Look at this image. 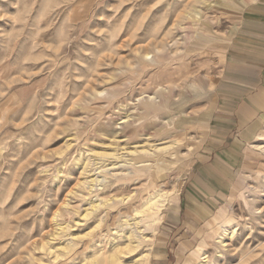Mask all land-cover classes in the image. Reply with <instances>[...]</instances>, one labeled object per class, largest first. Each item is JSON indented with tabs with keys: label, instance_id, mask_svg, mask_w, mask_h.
Here are the masks:
<instances>
[{
	"label": "rangeland",
	"instance_id": "rangeland-1",
	"mask_svg": "<svg viewBox=\"0 0 264 264\" xmlns=\"http://www.w3.org/2000/svg\"><path fill=\"white\" fill-rule=\"evenodd\" d=\"M93 262L264 264V0H0V264Z\"/></svg>",
	"mask_w": 264,
	"mask_h": 264
},
{
	"label": "bare ground",
	"instance_id": "bare-ground-1",
	"mask_svg": "<svg viewBox=\"0 0 264 264\" xmlns=\"http://www.w3.org/2000/svg\"><path fill=\"white\" fill-rule=\"evenodd\" d=\"M179 138H181V137H179ZM179 138H177L176 137V141H175V143L178 141V139ZM180 140V139H179ZM160 198H161V195L159 194V195H155V196H153V197H151V198H149L148 200H147V204L148 205H146V206H149V208H150V206L151 205H153L152 206V208L155 206V207H158V204H157V202H159L160 201ZM161 202V201H160ZM162 203V202H161ZM163 204V203H162ZM98 208V207H97ZM138 212L140 213V212H142V211H140V210H138ZM231 222H232V219L229 217L228 219H226V221H225V224H231ZM223 224H221V225H219V229H222V227H224V226H222ZM218 229V228H217ZM221 232V231H220ZM233 232H234V230H233ZM216 232L214 231L213 232V236H214V234H215ZM116 254H114V256H115ZM111 257V256H110ZM96 261H97V259H96ZM109 261V260H108ZM94 263V262H93ZM98 262H95L94 264H97ZM109 264H111V263H109Z\"/></svg>",
	"mask_w": 264,
	"mask_h": 264
}]
</instances>
